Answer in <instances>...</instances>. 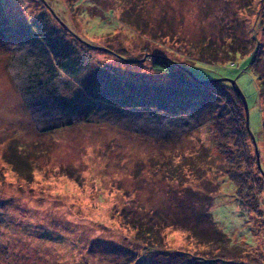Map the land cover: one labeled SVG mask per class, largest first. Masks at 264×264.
<instances>
[{
  "label": "rangeland",
  "instance_id": "rangeland-1",
  "mask_svg": "<svg viewBox=\"0 0 264 264\" xmlns=\"http://www.w3.org/2000/svg\"><path fill=\"white\" fill-rule=\"evenodd\" d=\"M261 79L264 0H0V264H264Z\"/></svg>",
  "mask_w": 264,
  "mask_h": 264
},
{
  "label": "trees",
  "instance_id": "trees-1",
  "mask_svg": "<svg viewBox=\"0 0 264 264\" xmlns=\"http://www.w3.org/2000/svg\"><path fill=\"white\" fill-rule=\"evenodd\" d=\"M204 45L205 46H203V48L199 49L198 52L199 56L196 57L198 59H202L205 61L231 59L234 58V56L237 53L238 54L245 53L248 50L246 41L240 37L239 38L234 37L232 41L226 43L225 45L224 43H214V42H207ZM255 58H256V54L252 52L250 54V57L248 58L250 64L255 61ZM151 62L153 67L166 72L171 77L170 82L173 84H177L178 86L190 87V88H194V87L208 88L212 90L214 93L225 95L228 97L229 100L233 102H237L239 105V111L237 112L241 113V111L243 110L242 113L243 121L240 125L239 119H237L235 116H232L228 121L231 123L230 125H228L229 127H227V129L229 130L227 131L225 130L224 132L236 133L239 134L241 137H243L247 133L250 135V132L244 123L243 103L241 97L237 93V90L240 89L238 88V86L235 84L234 81L231 82L230 85V84H226V82L223 81V77L214 78V79H205V80L196 79L195 77H193L192 74L189 73V71L183 66V64L176 62L172 58H167V60H162L160 58L154 57ZM173 64L180 66L184 74H180L177 71L173 70L172 69ZM257 87H258V93L264 92V82L262 81V79L259 80V83H257ZM227 90H230V92L232 93L231 97L227 95ZM7 161L12 163L13 169H15L17 172H20L21 174L24 173L25 177L30 178V174H29L30 166L28 165V163L20 160L19 157H17V155L10 156L7 159ZM228 177L231 178L237 184L238 179L236 178V175L234 177L233 174H230ZM141 226L142 223L139 222V224L136 226L137 231H141L139 230ZM211 228H214L213 230H217V234H219V236L221 235L220 237H223L224 239L228 238L222 231H218L219 229L215 227L213 221L211 223ZM144 231H146L147 234L152 233V229H150V227L149 229H145Z\"/></svg>",
  "mask_w": 264,
  "mask_h": 264
},
{
  "label": "water",
  "instance_id": "water-1",
  "mask_svg": "<svg viewBox=\"0 0 264 264\" xmlns=\"http://www.w3.org/2000/svg\"><path fill=\"white\" fill-rule=\"evenodd\" d=\"M231 82H233V80H231ZM237 93L241 97V100H242V103H243L244 123H245V126L247 127V129L249 130V128H248V117H247L246 101H245L244 96H243V94H242V92L240 90H237ZM249 132H250V130H249ZM250 135H251L252 139L254 140V136L251 134V132H250ZM254 147H255V153H256V162H257L258 167H260L259 159H258V151H257L256 145Z\"/></svg>",
  "mask_w": 264,
  "mask_h": 264
}]
</instances>
